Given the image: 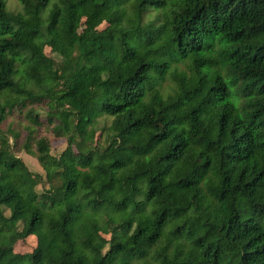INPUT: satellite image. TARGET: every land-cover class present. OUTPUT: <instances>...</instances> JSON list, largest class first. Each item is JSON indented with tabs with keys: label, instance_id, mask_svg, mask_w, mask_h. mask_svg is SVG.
Here are the masks:
<instances>
[{
	"label": "trees",
	"instance_id": "trees-1",
	"mask_svg": "<svg viewBox=\"0 0 264 264\" xmlns=\"http://www.w3.org/2000/svg\"><path fill=\"white\" fill-rule=\"evenodd\" d=\"M18 1L0 0V264H264V0Z\"/></svg>",
	"mask_w": 264,
	"mask_h": 264
},
{
	"label": "rangeland",
	"instance_id": "rangeland-1",
	"mask_svg": "<svg viewBox=\"0 0 264 264\" xmlns=\"http://www.w3.org/2000/svg\"><path fill=\"white\" fill-rule=\"evenodd\" d=\"M7 4V9L13 12H18L21 10L20 3L18 0H5ZM108 26L107 24L103 23L99 26L97 29L98 32H105L107 31ZM84 30V20H81L78 26V31L83 32ZM44 54L47 57H54V55L51 54L49 48L44 49ZM4 102V98L0 97V103ZM40 114L44 116V113L40 111ZM13 121L17 122V118L12 119ZM110 121H108V124ZM102 122L99 124V127L97 126L96 133H95V139L94 141L96 142L99 137L102 135ZM15 125L14 128L16 129L17 132H19V138L17 140L14 139V134H9V143L11 146L12 153L14 154L15 157L21 159L28 170L31 172L30 180L33 186H36V191H40L42 188V181L41 177L44 176V173L39 166L37 160L33 158L32 156L28 155L22 148V144L25 141L26 138V132L23 130L24 128L22 126ZM7 128V124L4 126V129ZM39 134L46 133V131L43 128H40L38 130ZM51 147H52V154L53 155H58L62 150L65 149L66 147V142L65 140L61 138H53L51 141ZM93 233L96 236H101L103 238L108 239L110 237L108 233L107 228H97L93 227L92 228ZM36 247V238L34 236L28 237L25 240H19L15 243L13 246V252L16 254H28L31 253L34 248Z\"/></svg>",
	"mask_w": 264,
	"mask_h": 264
}]
</instances>
